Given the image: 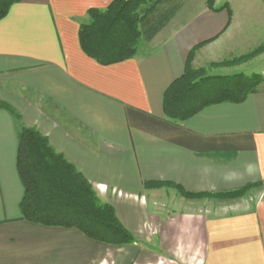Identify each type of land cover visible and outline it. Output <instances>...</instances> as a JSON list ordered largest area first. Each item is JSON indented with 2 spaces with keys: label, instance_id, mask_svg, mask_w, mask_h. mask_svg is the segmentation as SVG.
Returning a JSON list of instances; mask_svg holds the SVG:
<instances>
[{
  "label": "crops",
  "instance_id": "crops-1",
  "mask_svg": "<svg viewBox=\"0 0 264 264\" xmlns=\"http://www.w3.org/2000/svg\"><path fill=\"white\" fill-rule=\"evenodd\" d=\"M113 1L21 0L0 20V103L18 116L0 107V264H264V82L183 123L164 112L187 68L227 58L239 28L232 2L149 0L137 54L103 65L79 34L90 10ZM24 128L87 179L135 243L23 219ZM239 190L248 202L226 199L231 212H209L200 196Z\"/></svg>",
  "mask_w": 264,
  "mask_h": 264
},
{
  "label": "trees",
  "instance_id": "trees-1",
  "mask_svg": "<svg viewBox=\"0 0 264 264\" xmlns=\"http://www.w3.org/2000/svg\"><path fill=\"white\" fill-rule=\"evenodd\" d=\"M20 1L0 0V20ZM148 1L114 0L105 11L90 10V22L80 28L83 51L103 65L134 57L143 36L141 22L154 10L147 9L141 16ZM204 72V68H187L169 87L164 98L167 120L183 123L211 105L242 103L264 82L260 76L211 77ZM0 107L18 117L9 106L0 103ZM17 170L24 186L20 204L23 219L44 226L76 228L88 238L108 245L135 243L114 208L101 201L87 179L36 129L24 128L19 134ZM243 191L200 196L231 198L242 195Z\"/></svg>",
  "mask_w": 264,
  "mask_h": 264
},
{
  "label": "rangeland",
  "instance_id": "rangeland-1",
  "mask_svg": "<svg viewBox=\"0 0 264 264\" xmlns=\"http://www.w3.org/2000/svg\"><path fill=\"white\" fill-rule=\"evenodd\" d=\"M198 0H193V3ZM232 5L231 15L238 23L239 28L235 31L232 44L228 45L225 51L227 58L217 64H212L204 68L206 76L212 75H244L248 78L260 76V81H264V0H230ZM215 0H207L209 6L214 5ZM244 193V192H243ZM247 193L231 198H209L204 206L209 212L219 213V211L232 210V203L227 200H241ZM199 197V196H198ZM240 198V199H239ZM245 198V197H244ZM203 199V198H202ZM246 203L248 199L245 198ZM226 203V204H225ZM173 207V203L170 204ZM228 206V207H226ZM179 205H176L178 208Z\"/></svg>",
  "mask_w": 264,
  "mask_h": 264
}]
</instances>
